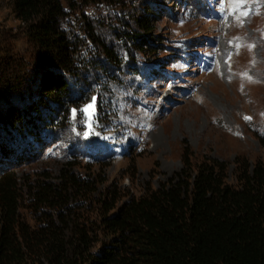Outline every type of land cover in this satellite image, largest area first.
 I'll list each match as a JSON object with an SVG mask.
<instances>
[{"label":"rangeland","instance_id":"374dc122","mask_svg":"<svg viewBox=\"0 0 264 264\" xmlns=\"http://www.w3.org/2000/svg\"><path fill=\"white\" fill-rule=\"evenodd\" d=\"M63 6L60 28L73 48L78 81L69 82L77 105L43 134L41 145L19 150L16 165L0 157V175L16 180L12 195L21 224L32 232L51 226L69 257L81 253L86 260L112 242L106 217L182 171L185 145L186 174L217 160L225 164V183L236 189L241 170L264 165L258 141L264 138V0L243 6L231 0H72L70 7L63 0ZM145 9L156 16L152 53L128 40L144 34L135 20ZM28 29L13 0H0V92L6 94L0 106L19 98L6 90L22 94L50 67L39 65Z\"/></svg>","mask_w":264,"mask_h":264},{"label":"trees","instance_id":"16d2710c","mask_svg":"<svg viewBox=\"0 0 264 264\" xmlns=\"http://www.w3.org/2000/svg\"><path fill=\"white\" fill-rule=\"evenodd\" d=\"M77 1L88 5L108 0ZM65 3L70 7L72 0ZM13 6L17 18L29 24L28 36L40 53L39 65L50 67L39 71L22 94L6 90L19 96L17 103L0 106V157L10 165H16L19 150V155L26 154L41 145L43 134L78 101L75 85L69 82L78 81L73 48L60 28L63 0H13ZM151 11L145 9L135 20L144 34L128 39L141 53L154 51L151 36L156 16ZM4 95L0 92V97ZM258 141L264 150V138ZM189 156L185 145L184 168L174 179L124 203L104 219L112 242L86 260L81 253L69 257L66 243L51 226L32 232L17 220L18 204L12 195L16 180L2 173L0 264L37 260L47 264H264V165L241 170L236 189L225 183V164L217 160L203 162L194 175L186 174Z\"/></svg>","mask_w":264,"mask_h":264},{"label":"snow or ice","instance_id":"6c2138e0","mask_svg":"<svg viewBox=\"0 0 264 264\" xmlns=\"http://www.w3.org/2000/svg\"><path fill=\"white\" fill-rule=\"evenodd\" d=\"M232 3H235L237 5H241L243 6L244 4H246L247 0H231ZM236 11L241 12L242 15H249L250 13L248 11H242L241 8H237ZM91 107V106H89ZM246 119H250V118H246Z\"/></svg>","mask_w":264,"mask_h":264}]
</instances>
